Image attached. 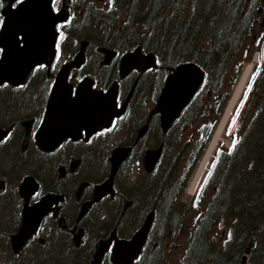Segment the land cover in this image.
Masks as SVG:
<instances>
[{
  "label": "flooded vegetation",
  "instance_id": "obj_1",
  "mask_svg": "<svg viewBox=\"0 0 264 264\" xmlns=\"http://www.w3.org/2000/svg\"><path fill=\"white\" fill-rule=\"evenodd\" d=\"M99 1L50 0L53 13L66 15L55 24L57 33L54 49L45 53L44 59L31 67L23 83H0V109H3L5 119H8L7 122L0 121V128L7 129L0 140V214L4 211L11 214L0 227V245L8 248V257L12 261L23 260L24 264H34L37 251L48 246L61 249L67 242H71L74 248H80L94 226L96 233L90 239L88 252L85 249L90 258L98 242L113 233L109 247L100 260L103 264L111 255L114 239L129 238L140 227L146 214L152 212L154 216L147 241L157 213L156 205L153 204L156 198L151 201L149 197L157 186V165L164 148L161 137L168 132H178L182 138L187 127V124L179 127L175 125L188 103L165 133L161 129L160 113L156 109L165 77L176 65L165 69L155 53L153 66H122L123 55L137 45L141 46L142 53L150 50L127 35L107 32L104 37L98 38L87 31L94 21H102V18L108 20L110 13L114 19L119 14L123 18L126 16L121 6L123 0H102L98 4ZM6 2L0 0L2 5ZM17 4V0L11 1V7ZM1 8L0 18L4 20ZM118 9L121 10L115 12ZM119 20L125 22L121 18ZM18 38L21 45V34H18ZM2 48L0 46V56ZM80 51V62L72 65ZM63 70L64 83L55 95V83ZM82 82L80 89L79 84ZM113 84L116 86L114 109L117 113L109 123L91 121L88 118L90 96L96 92L110 96L107 92ZM33 93L38 97H31ZM105 105H102L103 108L110 111V107ZM71 111L75 112L74 115H70ZM119 131L125 132L124 137L113 140ZM61 133L60 137H56ZM148 140L152 143H148ZM161 143L162 150L156 164L151 171H145L143 158L146 150L156 148ZM116 147L128 148V152L120 162L110 188H103L106 191L101 192V185L111 173V156ZM134 160L136 164L142 165L143 170L128 190L126 176L137 171ZM16 168L19 170L16 171ZM142 171L144 178L140 177ZM25 176L31 179L23 195L20 184ZM24 208L30 213L44 214L36 228L15 249L11 235L17 232L22 222ZM126 213H136V217L124 228ZM77 234L78 244L75 242ZM158 242L157 237L151 247H155ZM247 248L243 255L250 257ZM141 252L133 264H139Z\"/></svg>",
  "mask_w": 264,
  "mask_h": 264
},
{
  "label": "trees",
  "instance_id": "obj_2",
  "mask_svg": "<svg viewBox=\"0 0 264 264\" xmlns=\"http://www.w3.org/2000/svg\"><path fill=\"white\" fill-rule=\"evenodd\" d=\"M260 5L264 6V0L122 2L126 21L113 29L112 35H127L156 53L165 69L190 60L205 72L201 87L175 125L202 119L198 134L184 140L178 132L161 137L164 148L157 165V186L149 197L151 201L156 198L153 204L157 213L139 264H159L167 225L174 228L181 218L185 205L179 206V188L185 184L229 96L225 83H233L241 63L249 59V49L244 55L240 50ZM135 24L144 29H137ZM230 127L231 146L216 148L198 187L197 193L208 186L213 193L207 198L180 264H240L247 247L254 264H264V247L256 249L258 238H252L256 232L264 233V62L254 66L225 129ZM181 163L184 165L176 175ZM221 225L223 235L217 231ZM155 236L159 242L151 247Z\"/></svg>",
  "mask_w": 264,
  "mask_h": 264
},
{
  "label": "water",
  "instance_id": "obj_3",
  "mask_svg": "<svg viewBox=\"0 0 264 264\" xmlns=\"http://www.w3.org/2000/svg\"><path fill=\"white\" fill-rule=\"evenodd\" d=\"M4 1L7 2L1 8V14L2 16L4 15V20L0 31V46L3 47L0 56V83L8 81L12 84H18L24 82L31 67L35 63L42 61L45 53L48 51L52 52L57 33L55 24L57 21L64 19L66 15H62L61 12L53 13L50 0H21L15 7H11V1L13 0ZM263 24L264 16L262 17L260 25L262 26ZM18 34H21L20 39L23 41L21 45L19 44ZM101 49L104 51L108 50L107 48ZM81 58L82 52L80 51L79 54L74 57L72 65L78 64ZM155 59L156 55L154 52L149 51L147 53H142L141 46L137 45L133 50L127 51L123 55L121 65H136L145 68L153 66L155 64ZM204 75L205 72L201 66L197 62L190 60L179 62L173 70L166 75L156 102V109L160 113V126L164 133L169 129L174 120L179 116L183 107L190 101L192 96L202 85ZM64 79L65 71L63 70L58 75L55 83L56 88L53 91L55 95L56 91H58L62 83H64ZM79 85L81 89L83 82ZM115 90L116 86L113 84L107 92L110 93V96L106 97L105 95H100L98 92L90 96V116L88 118L91 121L95 123L101 122L100 124H103V122L109 123L111 117L117 113L114 109ZM105 101L106 105L104 104ZM102 105L110 107V111L109 109H104ZM74 113L75 112L71 111L70 115H74ZM218 120L219 123L221 118ZM216 127L215 125L212 130L210 140ZM6 132L7 129L0 128V140ZM62 134L63 133L58 134L56 137H60ZM209 142L210 141L206 144V147H208ZM161 150L162 143L156 148L146 150L143 158V168L145 171L149 172L153 169L161 154ZM127 152L128 148L116 147L113 149L111 156V173L109 178L103 183L104 186L103 184L101 185L102 189L110 188L113 176L120 162L127 155ZM29 179H31L30 176H25L20 184V192L23 195H25L26 184L30 181ZM105 189L101 192L106 191ZM43 214L44 213H30L29 210L23 209L21 213L22 222L17 232L11 235V243L15 249H17L22 241H24L36 228ZM153 216L154 213H147L140 227L129 238L114 239L110 255L112 264H133V261L140 254L146 241ZM78 235L79 234H77V237L75 236V242L77 244L79 242ZM112 238L113 233H111L109 237L103 238L98 242L89 264L100 263ZM244 259L245 255L242 256V262Z\"/></svg>",
  "mask_w": 264,
  "mask_h": 264
},
{
  "label": "rangeland",
  "instance_id": "obj_4",
  "mask_svg": "<svg viewBox=\"0 0 264 264\" xmlns=\"http://www.w3.org/2000/svg\"><path fill=\"white\" fill-rule=\"evenodd\" d=\"M101 1L102 0H100L98 2V4H100ZM108 1H110V0H108ZM258 9L259 10H257L255 13V20H254L252 26L249 28V30L245 36V39L243 41V44L241 46V50H240V53H241L240 55H244L245 49H249L250 56H249V59H247V60L253 61V63H250V61H249V63L246 62L248 64L245 66L246 63L244 64V62L247 60L243 61L241 63L239 71L237 73V78L239 77V75L242 71V67L244 68L243 71L245 72V70L248 66L251 67V65H253L252 69H250V73H249V76H250L252 71H253L254 66L256 64L261 66V64L264 62V24L262 26L260 25V23L262 21V17L264 16V6L263 7L261 6ZM103 12H105V14H109L107 11H103ZM107 18H108V20L105 18H102V21H99V20L94 21L89 26L87 31L92 36L97 35L98 38H102V37H104L105 33L112 32L113 29H117L118 24L120 25L123 23V21L120 22V20H119L120 18L123 19L124 21H126V16L123 18V16L120 14L118 15V18L114 19V16L110 13L109 16H107ZM111 23H113L115 25L114 28H113V25ZM135 26L137 29H140V30L144 29V27H140V26H138V24H135ZM249 76H248V78L246 77L247 81L249 79ZM246 78H245L244 82L246 81ZM236 80L231 84L229 83V81H227L225 83V90H228L229 96H228L227 100L222 104V108H221L220 112L218 113L219 119L223 116V113H225L224 111H226L227 105H228L230 97H231L230 95L235 88L234 85L236 83ZM247 81L245 82L244 87L246 86ZM243 88H242V90H243ZM31 97L36 98V97H38V95L33 93L31 95ZM236 103H237V101L235 102V105H236ZM3 113H4V111L1 108L0 109V121L7 122L8 119H5V116ZM231 113H232V111H231ZM231 113H230V115H231ZM230 115H229V117H230ZM212 118H213V116L210 117V119H212ZM201 120L202 119H199L197 121H194L192 124H188L187 127H185V128L183 127L184 133L182 134V140L190 138V136H192V135L195 137L198 134V125L201 122ZM218 121H217V123H218ZM217 123H216V126H217ZM213 129H214V127H213ZM230 130H231V127H230V129H227V130L224 127V130L221 133V136L217 140L218 144L216 145V147L221 146L224 148H229V146L231 145V142H232V135L230 134ZM124 133H125L124 131H119L118 133H116L113 136V140L122 139L124 137ZM222 137H223V140H222ZM211 139H212V137H211ZM209 141H211V140H209ZM148 143H152V141L148 140ZM216 147H215V149H216ZM205 149L204 148L202 149L201 154H203V152H205ZM201 154L198 157L197 161L195 162L190 173L188 174L186 181H185V184L179 188L178 198H179V202L181 203V204H179V206L183 207L185 205L184 211H183L181 218L178 221L176 227L173 228V227L167 225V233L163 236V239L161 241V247H160L161 259H160L159 264H180V261L182 259V256H183L185 249H186V246H187V242L191 236V233L193 232V230L195 228V225L197 224V222H198V220L202 214L206 199L209 198V195H211L213 193V188L210 186L203 189V191L201 193H197L198 186H199V184H200V182H201V180H202V178H203V176H204V174L208 168L210 161H209L207 168L205 169L203 175L201 176L199 182L197 181L198 184H197L196 189L194 188L195 189L194 192L192 193V192L188 191L189 182H190L191 178L193 177V175L197 169L199 161L202 160ZM133 164H134L135 169L137 171L132 175L129 174L128 175L129 177L126 176V180H127L126 182L128 183V187H129L128 190L131 189V186H130L131 183L135 182V177H138V175H140V171L143 170L141 164L140 165L136 164V160L133 161ZM183 165H184V163H181L180 165H178V167L176 169V175L180 174ZM18 170L19 169L16 168V171H18ZM144 176H145V174L143 172L142 176H140V177L144 178ZM2 213L3 214H0V227L6 223V221L8 220V218L11 215L10 213H6V211H4ZM263 215H264V213H263ZM135 217H136V213H126L127 220H126V223L124 224L125 225L124 228L128 227L130 225V222L132 220H134ZM168 221H169V217L165 219V224H167ZM95 228L96 227H94V226L92 227V231L86 237L87 240L83 243V245L80 248H76V247L74 248V247H72L73 245H71V242H67V243L62 245L61 249L60 248H54V246H52V247L48 246V247H46V249H43V250L41 249L40 251H37L38 255L35 258L34 264H41L43 260H45V262L43 264H89V261L91 258L89 256V254L85 252V249H87V252H88V249L90 247V245H88V244L91 242L90 239H93V235L96 233ZM168 230H170V231H168ZM217 231H219L218 233L221 232L222 235L224 234V230L222 229V225L217 226ZM254 234H255V236L252 238H255V237L258 238V242L255 243L254 247L256 249L263 248L264 247V233L256 232ZM156 238L157 237L155 236L153 239V242ZM10 259L11 258L8 257V248L6 246L0 245V264H24L23 260L18 262L17 260L12 261ZM253 260H254L253 255L250 257H247V255H245L244 261L241 262L240 264H254ZM106 263L110 264V257L107 258L103 264H106ZM100 264H102V263H100Z\"/></svg>",
  "mask_w": 264,
  "mask_h": 264
},
{
  "label": "bare ground",
  "instance_id": "obj_5",
  "mask_svg": "<svg viewBox=\"0 0 264 264\" xmlns=\"http://www.w3.org/2000/svg\"><path fill=\"white\" fill-rule=\"evenodd\" d=\"M249 61H250V60L245 61L244 64H245L246 62L249 63ZM248 63H246L245 66H246ZM250 63H253V61H250ZM245 66H244V67H245ZM252 66H253V65H251V67L248 66V67L246 68L245 72L243 71L244 68L242 67V71H241V73H240V75H239V77H238V79H237V81H236V83H235V85H234V87H235L236 89L233 87L234 90H233V92L231 93V97H230L229 103H228V105H227L226 111H224L225 113H223V116L221 117L220 122L218 123L217 127L215 128V131H214V133H213L212 139H211V141L209 142L208 147H206L205 152H204V154H203V156H202L203 158H201L202 160L199 161L198 166H197V169H196V171H195L193 177L191 178V180H190V182H189V186H188V191H189V192H192V193L194 192V190L196 189L197 184H198V182H199L201 176L203 175L205 169L207 168V165H208L209 160H210V158H211V156H212V153H213V151H214L216 145L218 144L217 140H218V138L221 136V133H222L223 130H224V127H225V125H226V123H227V120H228V118H229V115H230V113H231V111H232V109H233V107H234V105H235V102H236L237 99L239 98L240 93H241V91H242V88L244 87L245 82L247 81V78H248V76H249L250 69H252ZM243 72H244V73H243ZM242 73H243V74H242ZM247 75H248V76H247ZM246 77H247V78H246ZM245 78H246V81L244 82ZM222 135H223V134H222ZM222 140H223V137H222ZM227 141H228V140H227ZM228 142H229V141H228ZM219 143H220V142H219ZM197 181H198V182H197ZM194 188H195V189H194Z\"/></svg>",
  "mask_w": 264,
  "mask_h": 264
},
{
  "label": "snow or ice",
  "instance_id": "obj_6",
  "mask_svg": "<svg viewBox=\"0 0 264 264\" xmlns=\"http://www.w3.org/2000/svg\"><path fill=\"white\" fill-rule=\"evenodd\" d=\"M20 2V0H17V3H19ZM3 5L2 4H0V7H2ZM15 5H13V7H14ZM3 23V20H2V18H0V24H2ZM249 87H250V85H249ZM229 238H231V233H229Z\"/></svg>",
  "mask_w": 264,
  "mask_h": 264
}]
</instances>
